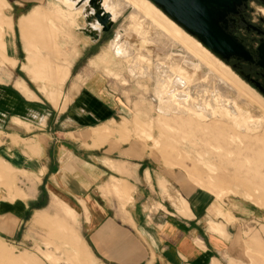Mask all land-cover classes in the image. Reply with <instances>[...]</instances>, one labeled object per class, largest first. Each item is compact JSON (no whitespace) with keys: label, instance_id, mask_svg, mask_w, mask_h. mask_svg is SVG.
<instances>
[{"label":"rangeland","instance_id":"obj_1","mask_svg":"<svg viewBox=\"0 0 264 264\" xmlns=\"http://www.w3.org/2000/svg\"><path fill=\"white\" fill-rule=\"evenodd\" d=\"M37 1L38 4L19 18L17 25V17L14 23L10 16L15 5L13 0H0V85L10 87L15 79L14 85L29 93L26 85L33 86L29 77L38 85H44L41 90L50 99H56L51 95L59 91L63 109L70 98H65L68 94L63 93V87L60 89L66 73L59 67L66 64L69 53L74 51L65 50L79 42L75 39V27L81 30V42H87L83 28L88 23L81 8L69 9L59 0ZM155 4L168 18L164 19L168 26L152 21L133 6L124 7L111 17L112 28L102 33L94 49L81 57L77 70L82 71L77 78L80 84L92 86L115 107L118 131L108 140L140 144L182 187L200 188L218 201L234 202L248 209V214L240 209L241 214L237 211L231 218L234 227L231 230L237 232V245L222 254L227 262L222 259L224 264H264V129L257 124H253L254 127L260 128H253L251 124L252 129L248 130L250 125H247L246 131L224 118L189 116L179 108L175 110L174 102L162 97V90L174 79L189 88L194 96L204 95L197 84L214 88L215 81L212 76L206 78L209 68L201 65L198 57L186 53L168 29L167 21L206 48L201 36L187 30ZM249 21L248 18L242 21L248 34ZM13 32L17 33V42L24 49L18 60L8 48ZM211 51L223 63V68L226 67L233 85L241 90V93L231 92L235 100L244 108L250 107L256 117H262L259 104L264 105V71L249 63H240L235 57L226 58L214 49ZM97 53L99 56L94 61L97 65H90L89 58ZM7 137L0 131V154L7 147L4 143ZM12 140L19 142L16 137ZM27 146L32 150L38 148L34 140H28ZM18 173L27 176L0 156V183L12 197L23 191L18 186L24 184ZM115 180L118 179H113L112 187L125 206L132 196L116 190ZM161 185L176 211L191 215L181 210L183 206L189 207L184 196H172L164 183ZM80 221L81 216L76 215L73 207L54 196L47 209L35 214L34 230L30 225L21 241L0 233V264H107L95 256L81 237ZM209 229L229 238L222 221L210 219ZM214 264L220 262L215 259Z\"/></svg>","mask_w":264,"mask_h":264},{"label":"crops","instance_id":"obj_2","mask_svg":"<svg viewBox=\"0 0 264 264\" xmlns=\"http://www.w3.org/2000/svg\"><path fill=\"white\" fill-rule=\"evenodd\" d=\"M13 3L10 16L13 21L17 17L18 25L19 18L38 1ZM73 31L79 42L65 50L74 51L59 67L66 73L60 89L70 98L63 109L59 91L51 95L56 99H50L41 90L44 85L28 75L33 84L27 82L29 93L16 87L15 79L10 87L0 85V131L8 136L0 156L27 173H18L23 191L13 197L0 183V233L21 241L30 225L34 230L35 214L47 209L57 196L81 216V237L107 264H214L215 259L224 264L222 254L237 245L231 218L237 211L241 214L240 209L248 214V209L218 201L200 188L182 187L140 144L108 140L118 131L115 107L77 78L81 57L94 49L102 35L94 41L83 31L87 42L82 43L81 30L75 27ZM17 41L13 32L8 48L18 60L24 49ZM98 56L89 58V64L96 66ZM28 140H34L38 148L30 149ZM114 178L121 180L114 181L115 189L132 196L125 206L112 187ZM162 183L172 196H184L189 207L181 210L191 215L176 211ZM210 219L224 222L229 238L211 231Z\"/></svg>","mask_w":264,"mask_h":264},{"label":"bare ground","instance_id":"obj_3","mask_svg":"<svg viewBox=\"0 0 264 264\" xmlns=\"http://www.w3.org/2000/svg\"><path fill=\"white\" fill-rule=\"evenodd\" d=\"M59 1H61L67 8L72 10L81 8L84 17H89L94 13V9L90 7L88 0H85L81 4L79 2L80 0ZM150 1L102 0V7L110 15V17H113L116 12H120V10L124 7L133 6L135 10H141L144 12L152 21L158 23L162 22L164 25L168 26V24L164 21V19H166V16L163 15L164 12H161L160 8L155 6L156 2L154 0ZM167 22L170 23V28L168 29L182 44V48L186 51V53L190 56L198 57L200 59L201 65L209 68V73L205 76L206 78H208V75L213 77V81H215V87L211 88L206 85L201 86L197 84L196 87L200 92L204 93V95L194 96L189 88H185L183 84L177 81V79H174L167 85V87H164V90H162V97L174 102L173 107L175 110L179 108L182 110V112L187 113L189 116H195L199 119L218 118L222 120L224 118L235 123L239 129H246V131L248 127L247 125H250V129L248 130L252 129L251 124H257V126L259 125L264 129V105L259 104V108H261L263 112L262 117H256L252 110H250V107L248 109L244 108L245 106H241L231 94V92L241 93L240 88L233 85L235 83L230 78L231 75L229 74L230 77L227 75V70L225 71L226 67L225 69L223 68V63L215 57L211 51L212 49L207 45L206 48L204 45L202 46L199 41H196L188 34L183 32L179 26L177 27L173 24V22ZM164 25L163 27L165 28ZM101 27L102 25L96 19H92L85 28L96 35ZM179 33L182 34V36H180ZM233 75L234 74H232V77ZM248 96L250 97L249 94ZM155 100L157 101L156 98ZM251 101L256 103L253 99H251ZM157 110L162 113L158 108ZM254 125L252 126L253 128H260L257 126L254 127Z\"/></svg>","mask_w":264,"mask_h":264},{"label":"water","instance_id":"obj_4","mask_svg":"<svg viewBox=\"0 0 264 264\" xmlns=\"http://www.w3.org/2000/svg\"><path fill=\"white\" fill-rule=\"evenodd\" d=\"M85 0H80V4ZM171 17L184 26L187 30L201 36L204 43L211 49L227 53L229 51L237 52L239 47L234 39L227 34L213 17L211 6H225L234 0H154ZM94 13L85 17L86 23L96 19L101 25V29L95 35L87 28L83 31L89 34L94 41L98 40L103 32L109 31L114 21L110 15L103 9L102 0H88Z\"/></svg>","mask_w":264,"mask_h":264},{"label":"flooded vegetation","instance_id":"obj_5","mask_svg":"<svg viewBox=\"0 0 264 264\" xmlns=\"http://www.w3.org/2000/svg\"><path fill=\"white\" fill-rule=\"evenodd\" d=\"M211 9L220 27L239 47L237 52L216 51L226 58L235 57L240 63H249L264 71V0H234L225 6L213 5ZM246 18L250 20L248 30L251 35L244 31L242 25Z\"/></svg>","mask_w":264,"mask_h":264}]
</instances>
